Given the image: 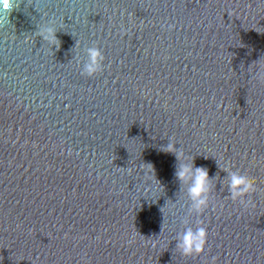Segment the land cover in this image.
Wrapping results in <instances>:
<instances>
[{"label": "water", "instance_id": "obj_1", "mask_svg": "<svg viewBox=\"0 0 264 264\" xmlns=\"http://www.w3.org/2000/svg\"><path fill=\"white\" fill-rule=\"evenodd\" d=\"M93 45L104 60L87 77ZM260 73L264 0H15L0 25V264H264ZM169 141L207 170L200 216ZM226 169L250 178L244 204ZM197 225L205 249L184 257L177 233Z\"/></svg>", "mask_w": 264, "mask_h": 264}, {"label": "clouds", "instance_id": "obj_2", "mask_svg": "<svg viewBox=\"0 0 264 264\" xmlns=\"http://www.w3.org/2000/svg\"><path fill=\"white\" fill-rule=\"evenodd\" d=\"M15 8V0H0V25L5 20H8L9 13ZM50 43H56L54 30L51 27H43L38 33ZM87 59L84 61L81 74L87 77H92L102 70V61L104 56L102 51L93 45L85 49ZM77 63L80 61L78 59ZM264 75V73H260ZM162 151L174 153L177 160L180 161L175 177L182 185L186 186L187 198L190 201L188 214L195 213L200 216L201 213L208 207L211 182L207 175V170L201 167H195L190 157H186L184 152L175 147L174 143L169 141ZM227 171L226 184L228 188L229 198L232 201H239L244 204L243 199L255 189L250 178L242 175L238 171ZM182 224L186 225L187 221L183 220ZM207 242V231L204 226L197 225L195 228L185 226L182 232L177 233V249L184 257L200 255ZM215 257H213V261Z\"/></svg>", "mask_w": 264, "mask_h": 264}, {"label": "snow or ice", "instance_id": "obj_3", "mask_svg": "<svg viewBox=\"0 0 264 264\" xmlns=\"http://www.w3.org/2000/svg\"><path fill=\"white\" fill-rule=\"evenodd\" d=\"M5 2H6V0H5Z\"/></svg>", "mask_w": 264, "mask_h": 264}]
</instances>
